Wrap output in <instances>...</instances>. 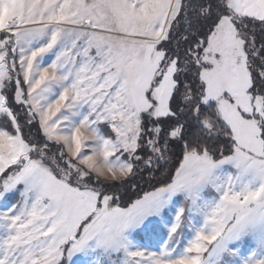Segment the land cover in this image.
Here are the masks:
<instances>
[{"label": "snow or ice", "instance_id": "snow-or-ice-1", "mask_svg": "<svg viewBox=\"0 0 264 264\" xmlns=\"http://www.w3.org/2000/svg\"><path fill=\"white\" fill-rule=\"evenodd\" d=\"M0 264H264V0H0Z\"/></svg>", "mask_w": 264, "mask_h": 264}]
</instances>
